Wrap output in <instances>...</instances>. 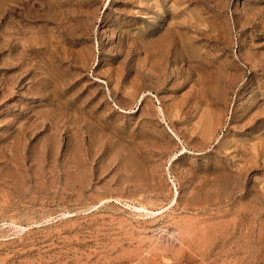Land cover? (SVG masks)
Listing matches in <instances>:
<instances>
[{
	"label": "rangeland",
	"instance_id": "374dc122",
	"mask_svg": "<svg viewBox=\"0 0 264 264\" xmlns=\"http://www.w3.org/2000/svg\"><path fill=\"white\" fill-rule=\"evenodd\" d=\"M0 264H264V0H0Z\"/></svg>",
	"mask_w": 264,
	"mask_h": 264
}]
</instances>
